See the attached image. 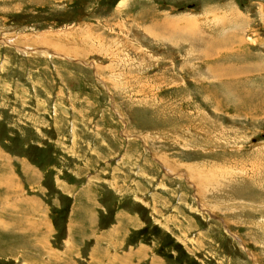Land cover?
I'll return each mask as SVG.
<instances>
[{
	"label": "rangeland",
	"instance_id": "374dc122",
	"mask_svg": "<svg viewBox=\"0 0 264 264\" xmlns=\"http://www.w3.org/2000/svg\"><path fill=\"white\" fill-rule=\"evenodd\" d=\"M0 264H264V0H0Z\"/></svg>",
	"mask_w": 264,
	"mask_h": 264
},
{
	"label": "crops",
	"instance_id": "0c3cea01",
	"mask_svg": "<svg viewBox=\"0 0 264 264\" xmlns=\"http://www.w3.org/2000/svg\"><path fill=\"white\" fill-rule=\"evenodd\" d=\"M214 49V48H213ZM206 52H204L203 54H205ZM248 66V65H247ZM221 67V66H220ZM236 68V67H235ZM233 69H234V67H233Z\"/></svg>",
	"mask_w": 264,
	"mask_h": 264
},
{
	"label": "bare ground",
	"instance_id": "6f19581e",
	"mask_svg": "<svg viewBox=\"0 0 264 264\" xmlns=\"http://www.w3.org/2000/svg\"><path fill=\"white\" fill-rule=\"evenodd\" d=\"M196 50H197V48H196ZM202 51V50H201ZM231 69V67H229V70Z\"/></svg>",
	"mask_w": 264,
	"mask_h": 264
}]
</instances>
